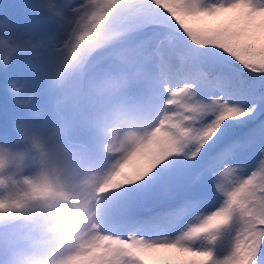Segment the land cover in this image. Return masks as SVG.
<instances>
[{"label":"snow or ice","instance_id":"1","mask_svg":"<svg viewBox=\"0 0 264 264\" xmlns=\"http://www.w3.org/2000/svg\"><path fill=\"white\" fill-rule=\"evenodd\" d=\"M33 6L58 30L35 42L0 40L5 63L44 48L50 61L35 67L77 78L136 46L151 75L132 90L146 132L110 158L87 148L111 165V195L73 264H264V0Z\"/></svg>","mask_w":264,"mask_h":264},{"label":"clouds","instance_id":"2","mask_svg":"<svg viewBox=\"0 0 264 264\" xmlns=\"http://www.w3.org/2000/svg\"><path fill=\"white\" fill-rule=\"evenodd\" d=\"M149 79L136 46L114 50L105 69L50 77L54 110L62 109L52 130L21 129L20 149L0 144V264H73L100 230L111 195L104 191L111 165L97 163L87 148L110 158L146 132L132 90Z\"/></svg>","mask_w":264,"mask_h":264},{"label":"rangeland","instance_id":"3","mask_svg":"<svg viewBox=\"0 0 264 264\" xmlns=\"http://www.w3.org/2000/svg\"><path fill=\"white\" fill-rule=\"evenodd\" d=\"M34 2L0 0V40L12 42L17 37H23L35 42L57 32L59 26L56 20L36 11ZM80 2L82 0H71L73 6ZM50 58V52L44 48L33 49L31 53L13 52L7 60L12 68L15 66L12 74L10 67H4L6 63L0 58V108L13 117V129L0 137V144L20 149L24 147L21 129L52 130L56 113L51 110L50 103L55 104L57 93L47 72L35 67L48 63ZM10 85L20 91L10 90Z\"/></svg>","mask_w":264,"mask_h":264},{"label":"trees","instance_id":"4","mask_svg":"<svg viewBox=\"0 0 264 264\" xmlns=\"http://www.w3.org/2000/svg\"><path fill=\"white\" fill-rule=\"evenodd\" d=\"M29 7L27 6V9H28ZM245 71H247V70H245Z\"/></svg>","mask_w":264,"mask_h":264}]
</instances>
